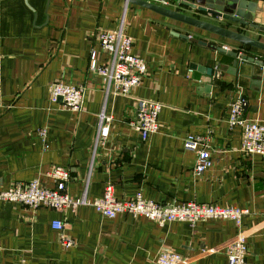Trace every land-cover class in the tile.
<instances>
[{"label":"crops","instance_id":"obj_1","mask_svg":"<svg viewBox=\"0 0 264 264\" xmlns=\"http://www.w3.org/2000/svg\"><path fill=\"white\" fill-rule=\"evenodd\" d=\"M196 1L234 6L238 17L264 26V0ZM176 8L264 42L257 29ZM121 19L132 52L147 63L128 95L107 94L105 80L90 69L92 51L98 63L107 55L98 34L116 29ZM175 33L264 60V50L122 0H0V190L32 179L53 187L48 172L61 165L70 171L67 191L73 198H100L110 184L118 199L140 192L161 203L236 206L243 211L240 226L219 217L159 224L144 215L109 218L88 204L32 209L0 199V264H155L166 249L181 254L185 264H227V244L238 232L248 245L246 264H264V156L242 152L241 130L229 125L230 105L238 97L247 102L243 115L264 124V69L251 62L234 68L231 55ZM194 64L211 67L217 76ZM54 81L84 86L79 112L50 101ZM136 98L162 104L158 130L146 139L130 123ZM103 108L111 118L109 133L93 150ZM190 133L209 136L213 163L200 175L193 170L195 152L183 147ZM53 219L62 220L71 246L61 244Z\"/></svg>","mask_w":264,"mask_h":264},{"label":"built area","instance_id":"obj_2","mask_svg":"<svg viewBox=\"0 0 264 264\" xmlns=\"http://www.w3.org/2000/svg\"><path fill=\"white\" fill-rule=\"evenodd\" d=\"M101 49L107 54L104 62L98 63L96 52L90 55V69L105 80V92L128 95L130 91L140 84L147 72V63L141 56L132 52L133 39L124 29V21L116 29L103 30L98 34ZM84 98V86L54 81L49 86V99L51 102L61 100L62 107L71 112H79ZM244 99L236 98L230 105L229 125L238 126L241 130L240 150L247 154L264 156V124L243 115ZM162 104L156 100L136 98V117L130 122L140 133L142 139L158 130V116ZM110 116L104 108L98 113V129L94 139L93 150L102 144L108 136ZM38 135L44 141L46 129L41 128ZM183 147L195 152L194 173L202 174L212 165L209 136L204 134H187L183 139ZM48 174L54 180L53 187L42 186L37 179L14 182L8 189L0 190V199L20 203L21 205L36 209L46 206L55 210L76 208L81 204L92 205L101 215L113 218L119 213L133 216L144 215L149 219L163 224L175 220L187 221L191 224L198 220L219 217L228 218L237 226L241 224L243 211L236 206L222 207L204 202H156L142 197L137 192L128 199H118L113 194L112 185H106L100 198L89 200L85 194L73 198L67 191L70 180V171L61 166H53ZM51 228L58 232L62 245L71 246L73 240L64 233L62 220H51ZM248 245L242 232H238L226 247L227 264H246ZM186 259L170 249L161 250L155 256V264H185Z\"/></svg>","mask_w":264,"mask_h":264},{"label":"water","instance_id":"obj_3","mask_svg":"<svg viewBox=\"0 0 264 264\" xmlns=\"http://www.w3.org/2000/svg\"><path fill=\"white\" fill-rule=\"evenodd\" d=\"M125 5L127 4H135L144 8H147L163 17L176 20L181 22L185 25L207 31L209 33L215 34L222 38H226L232 41L239 43L242 47L250 46L254 48H258L264 50V42L255 38H252L248 35L240 33L236 30L228 28L226 26H222L217 23H213L208 20H203L197 18L193 15L183 13L178 10V6H185L191 9H194L199 12H203L209 14L211 16H215L219 18L224 24L228 25L230 23L248 26L253 29H257L261 32H264V26H259L252 22L251 18L248 17H238L237 13L233 10L234 6L226 5V6H219L216 5L213 7V4H206V5H198L196 0H122ZM222 5V2H219ZM177 36H180L184 39H187L192 42H196L200 45L211 47L216 49L219 52H224L232 57H234V61L232 66L236 68L239 66L241 62H251L253 64H257L258 66L264 69V60L249 56L247 54H241L237 50L227 49L225 46H213L212 44L200 40L195 37L188 36L186 34H178L175 33ZM194 69L199 70L200 72H204L208 75L213 74V76H217V71L213 72L211 67H205L201 65L194 64L192 66ZM247 102L244 100L243 108L245 109Z\"/></svg>","mask_w":264,"mask_h":264}]
</instances>
